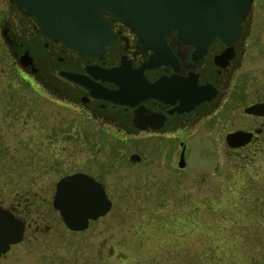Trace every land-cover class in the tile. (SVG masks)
I'll return each mask as SVG.
<instances>
[{"label":"rangeland","instance_id":"rangeland-1","mask_svg":"<svg viewBox=\"0 0 264 264\" xmlns=\"http://www.w3.org/2000/svg\"><path fill=\"white\" fill-rule=\"evenodd\" d=\"M53 99L38 86H0V201L28 196V217L41 213L49 226L12 244L0 264H264V156L235 158L220 136L199 140L168 186L139 184L157 175L111 159L109 211L83 230L60 227L51 202L58 177L82 161L95 171L134 140L103 135Z\"/></svg>","mask_w":264,"mask_h":264},{"label":"flooded vegetation","instance_id":"flooded-vegetation-1","mask_svg":"<svg viewBox=\"0 0 264 264\" xmlns=\"http://www.w3.org/2000/svg\"><path fill=\"white\" fill-rule=\"evenodd\" d=\"M6 1V9H0V86H38L96 122L103 135L134 140L129 152L113 148L95 171L82 161L62 175L84 172L107 192L106 176L114 159L112 166H135L140 176L148 171L157 175L139 178V184L168 186L174 179L170 171L188 168V156L198 149L199 140L219 136L235 158L258 161L264 156V0L252 1L230 43L215 38L201 55L175 33L165 39L170 55H159L110 13L104 17L112 37L101 51L80 54L44 34L33 17ZM100 89L119 95L109 98ZM228 133L234 134L236 145L227 144ZM13 201L0 204L24 221L21 241L27 234H45L49 226H43L41 213L28 217L29 197L18 195ZM55 210L61 227L63 220Z\"/></svg>","mask_w":264,"mask_h":264},{"label":"water","instance_id":"water-1","mask_svg":"<svg viewBox=\"0 0 264 264\" xmlns=\"http://www.w3.org/2000/svg\"><path fill=\"white\" fill-rule=\"evenodd\" d=\"M10 1L33 16L44 34L61 40L80 54L101 51L112 36L102 16L107 12L126 24L146 47L154 49L159 55H170L165 37L172 31L181 41L196 47L195 55H201L212 39L218 37L230 43L239 34L241 22L253 0ZM104 72L108 73L107 70L101 71L102 74ZM82 82L95 86L91 81ZM100 92L113 99L119 95L105 89H100ZM233 136V133L226 135L230 146L236 145ZM134 157L135 154H131V158ZM179 165L183 163L179 162ZM52 204L71 230L85 229L89 219H96L111 208V200L102 184L84 172L60 177L55 184ZM23 229V220L0 206V255L7 251L11 243L21 240Z\"/></svg>","mask_w":264,"mask_h":264}]
</instances>
